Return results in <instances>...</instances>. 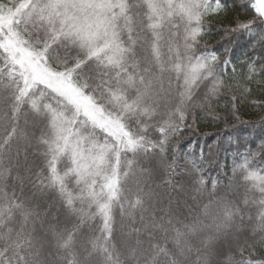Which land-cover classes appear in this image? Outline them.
<instances>
[{
  "label": "trees",
  "instance_id": "1",
  "mask_svg": "<svg viewBox=\"0 0 264 264\" xmlns=\"http://www.w3.org/2000/svg\"><path fill=\"white\" fill-rule=\"evenodd\" d=\"M99 1L100 32L74 28L90 40L64 33L79 14L65 0H13L14 27L135 146L119 149L48 87L24 90L0 47V264H238L242 249L264 242V193L240 175L231 190H213L183 153L174 156L176 102L191 72V0ZM221 127L198 121L190 136L197 157L202 134ZM110 178L116 198L108 201Z\"/></svg>",
  "mask_w": 264,
  "mask_h": 264
},
{
  "label": "snow or ice",
  "instance_id": "2",
  "mask_svg": "<svg viewBox=\"0 0 264 264\" xmlns=\"http://www.w3.org/2000/svg\"><path fill=\"white\" fill-rule=\"evenodd\" d=\"M191 3L193 16L184 38L191 72L180 85L176 102L179 120L172 126L174 156L183 153L193 163L201 185L210 183L213 190L218 186L231 190L237 175L253 183L264 177V98H256L257 92L264 96V0ZM0 16H14L13 0H0ZM77 35L81 40L91 39ZM222 98H228L223 105L219 104ZM209 117L223 127L202 134L197 157L191 132L198 121ZM209 137L214 138L205 154ZM257 191L264 192V182ZM260 215V228L264 229V212ZM238 264H264V242L242 249Z\"/></svg>",
  "mask_w": 264,
  "mask_h": 264
},
{
  "label": "rangeland",
  "instance_id": "3",
  "mask_svg": "<svg viewBox=\"0 0 264 264\" xmlns=\"http://www.w3.org/2000/svg\"><path fill=\"white\" fill-rule=\"evenodd\" d=\"M65 2L70 8H75L79 14L72 20L69 18L64 33H77L75 27H86L89 34L93 35L94 27L96 33L100 32V12L105 6L99 0H65ZM19 13L17 11L14 16H0V47L5 50L12 63L20 68L23 76V89L26 90L33 83H40L48 87L72 105L77 114L86 117L92 125L110 135L116 141L119 149L133 148L135 146L134 141L118 120L108 117L100 107L86 98L80 90L69 82L67 74L50 70L44 64L41 51L25 48L23 40L19 38L18 31L14 27L15 17ZM88 19L91 20L88 21ZM109 43L110 41L107 45ZM99 51L101 49L95 52ZM262 182L264 181L261 178H257L256 186H253L255 191ZM102 186L108 201L116 198L115 179L104 180Z\"/></svg>",
  "mask_w": 264,
  "mask_h": 264
}]
</instances>
